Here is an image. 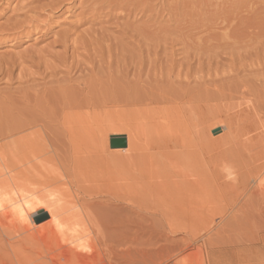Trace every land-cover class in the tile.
Here are the masks:
<instances>
[{
    "label": "rangeland",
    "instance_id": "rangeland-1",
    "mask_svg": "<svg viewBox=\"0 0 264 264\" xmlns=\"http://www.w3.org/2000/svg\"><path fill=\"white\" fill-rule=\"evenodd\" d=\"M53 1L0 0V167L36 165L93 216L94 264H208L203 218L264 173V0ZM251 203L222 226L240 245L220 264H264ZM4 222L0 264H35Z\"/></svg>",
    "mask_w": 264,
    "mask_h": 264
},
{
    "label": "bare ground",
    "instance_id": "bare-ground-1",
    "mask_svg": "<svg viewBox=\"0 0 264 264\" xmlns=\"http://www.w3.org/2000/svg\"><path fill=\"white\" fill-rule=\"evenodd\" d=\"M53 2H55V0ZM56 3L58 4L59 1L57 0ZM82 4L80 3L81 8L83 9ZM111 131L115 132L119 130L113 129ZM115 149L117 151L125 152V154H122V157H124V160L126 162L132 161L133 159L132 154L134 152L133 151H132L133 153L131 152L130 145L128 143H127V146L124 148H115ZM119 155L120 154H118L117 156ZM232 157L234 156L232 155ZM263 167L264 166H262V168ZM44 169H46V167H44ZM47 173L51 174L50 172H47ZM249 174L250 172L243 175L242 180H241V185L238 190H232L231 192L226 194L223 199L224 201L223 202L221 201L222 205L221 203L219 204L220 206L217 204L215 206L216 208L210 211L209 216L207 213V217H205L206 214L204 216L206 219L203 218V223L205 222L203 229H205V232L207 234V237H206L207 238V248H206L207 259L206 260L208 264H220L221 263L219 262L221 260L220 256H222L223 254L227 252H234L235 254L236 253L238 254V251L236 252V247L240 245V242L235 241L237 239H235L234 242L233 241L229 242L228 239L227 240L223 239L224 236L223 237L219 236L221 235V232H223L222 226L228 223L226 222L229 220L227 218L231 217L232 219L231 218L230 219L231 221H233V217H235L238 211L241 212L243 208L245 210L246 209L245 207L246 206L248 207L249 203L252 206L254 204V203H251L252 198H256L257 204L264 207V173H261L256 183L253 181H252L253 183L251 182L253 184L252 186L249 184V178H250ZM45 178H46V174L39 171L36 165L30 164L28 165V167L25 166L24 172L22 171L20 173H17L16 170H12V169L9 170L7 169L5 164L4 165L1 164V167H0V224L4 225L6 224L4 221L9 220V222L14 223L19 229L24 231L26 235L25 237L30 241V243H32V246H35L36 248V256L34 255V253L30 255V256L32 255L35 256V258L34 256L32 257L34 259L33 261H35V264L44 263V259L42 257V254L44 252L41 250L42 249L41 247L37 246L42 243L48 244L49 245L48 248L54 251L53 258H50L53 256L52 254L49 253L48 255L49 262L50 260L51 261L57 260V261H54L53 264L54 263L55 264H58V263L59 264H92L93 260H95V257L96 258L98 257L99 259V257L102 255L100 252V249L97 250L98 244H99L97 243V241H99L100 238L99 240H97L98 238L97 236H95V238H97L95 242L94 237L88 234V232L86 231L89 224L94 222L93 216L85 208L73 209L68 204L67 199L65 198L64 192L58 191L57 189H48L49 187H48V184ZM248 184L251 186L250 188L248 187L249 186ZM176 189H178V187ZM189 193L192 194L191 191H189ZM186 196L191 197V195L189 194H187ZM214 202L215 201H213V205H214ZM253 207L251 208V210L253 209ZM248 209L250 210V208ZM251 210L249 211V214H247L248 212L246 213V211L241 212V213H243V215L246 213V215L248 216L250 215V213H253V210L252 212ZM42 214H46L47 218L40 222H35V217L41 216ZM214 216H217V219H218L217 221L214 219ZM237 216H239V213L237 214ZM244 217L242 216V218ZM244 219H247V218H244ZM234 220L236 219L234 218ZM250 220L252 221V218ZM258 220L259 219L257 220L255 219L256 222ZM259 223H261L260 224L261 226L263 222L259 221ZM244 224L245 223H243V226ZM255 224H258V223L254 222L253 226ZM256 226L258 227V225ZM236 228L234 229L236 230ZM241 228L244 229L243 227H240L239 228L240 230H238L239 233L241 231ZM245 228L247 229L248 227L245 226ZM253 229L255 231L257 228L254 227ZM231 230H230V233L233 232ZM257 230H259V228ZM246 231L249 232L248 230ZM242 232L244 231L242 230L241 233ZM234 233L237 234V231L233 232L232 234ZM246 237H248V235H246ZM252 237L254 238L253 233H252ZM248 241H250V239ZM250 242H252V240ZM250 242H247L249 244H245L247 245L246 246L248 248L247 250L251 249L253 246H255L258 243V242L257 243L255 242L250 243ZM101 244L102 243H100V245ZM97 255H100V256H97ZM248 255L249 254H247L246 256L247 259L250 258L249 256H252V255H249V256ZM241 256H239L238 258H240ZM222 258H224V256ZM227 259L229 260L230 258H227ZM33 261L32 263H34ZM225 264L227 263L225 262Z\"/></svg>",
    "mask_w": 264,
    "mask_h": 264
},
{
    "label": "water",
    "instance_id": "water-1",
    "mask_svg": "<svg viewBox=\"0 0 264 264\" xmlns=\"http://www.w3.org/2000/svg\"><path fill=\"white\" fill-rule=\"evenodd\" d=\"M220 130V128H215L213 133H216ZM110 148H124L127 146V141L125 135H112L109 139ZM46 214H42L41 216L35 217V222H40L46 219Z\"/></svg>",
    "mask_w": 264,
    "mask_h": 264
}]
</instances>
